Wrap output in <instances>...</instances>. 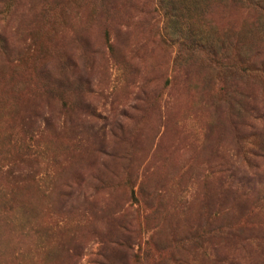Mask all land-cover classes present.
I'll list each match as a JSON object with an SVG mask.
<instances>
[{
  "label": "rangeland",
  "instance_id": "rangeland-1",
  "mask_svg": "<svg viewBox=\"0 0 264 264\" xmlns=\"http://www.w3.org/2000/svg\"><path fill=\"white\" fill-rule=\"evenodd\" d=\"M1 38L0 264H264V0H0Z\"/></svg>",
  "mask_w": 264,
  "mask_h": 264
},
{
  "label": "trees",
  "instance_id": "trees-1",
  "mask_svg": "<svg viewBox=\"0 0 264 264\" xmlns=\"http://www.w3.org/2000/svg\"><path fill=\"white\" fill-rule=\"evenodd\" d=\"M10 6H11V3H10ZM9 9H10V7H9ZM107 34V33H106ZM5 48V45H4V42L2 41V38H1V41H0V49H4ZM66 62H67V64L69 65V66H72V65H75V63H73L72 61H71V59H67L66 60ZM52 92V91H51ZM88 109V108H87ZM84 110H85V107H84ZM89 110V109H88ZM229 231V233L231 234L232 232H233V230L232 229H229L228 230ZM76 250V247L74 246V247H72V249L70 248V247H66V248H64V251H65V253H66V259L68 260V261H70V259L73 257V255L75 254V251Z\"/></svg>",
  "mask_w": 264,
  "mask_h": 264
}]
</instances>
